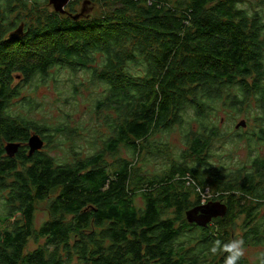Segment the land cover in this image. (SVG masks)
Returning <instances> with one entry per match:
<instances>
[{"label": "trees", "instance_id": "1", "mask_svg": "<svg viewBox=\"0 0 264 264\" xmlns=\"http://www.w3.org/2000/svg\"><path fill=\"white\" fill-rule=\"evenodd\" d=\"M90 1L99 15L82 21L74 19L81 0L71 1L65 15L50 9L48 0H0V194L8 214L0 217V264H223L224 253L209 252L216 240L264 246V159L254 161L253 174L208 177L188 169L148 177L126 161L113 165L110 175L105 161L122 145L133 152L148 149L151 135L182 125L189 110L200 129L189 135L196 158L218 135L208 122L217 106L249 111L252 101L263 121L262 18L238 9L241 0ZM20 25L23 36L10 39ZM93 54L105 59L95 79L109 90L102 105L118 115L115 137L93 157L58 165L44 151L45 129L11 113L23 88L15 80L31 85L54 67L85 70ZM138 60L147 66L139 79L126 71ZM22 104L33 108L32 99ZM32 133L45 146L28 157ZM10 142L21 145L14 157L5 154ZM191 184L199 191L210 184L212 200L226 206V216L207 227L189 224L186 212L200 204L191 201ZM52 196L51 220L36 232L35 206ZM15 213L20 218L11 223ZM241 218L246 222L240 226ZM238 226L241 233L235 234ZM187 233L198 236L200 248L184 244ZM33 237L49 245L25 254ZM240 264L249 263L242 258Z\"/></svg>", "mask_w": 264, "mask_h": 264}, {"label": "rangeland", "instance_id": "2", "mask_svg": "<svg viewBox=\"0 0 264 264\" xmlns=\"http://www.w3.org/2000/svg\"><path fill=\"white\" fill-rule=\"evenodd\" d=\"M237 6L249 16L258 14L264 21V0H241ZM50 9H53L51 5ZM77 15L82 16L80 18L82 21H87L99 15V7L90 0H81L74 16ZM104 65V57L101 54H93L90 56L88 69L80 68L73 72L70 69L54 67L49 77L37 75L31 85L23 84L24 81L21 79L15 80V85L23 86V88L19 90L20 99L14 101L11 113L30 119L29 121L39 130L45 129L44 136L48 138V143L44 151L58 165L93 157L102 152L105 144L115 137L114 123L118 115L113 109L102 105L109 95V90L105 83L95 79V73L103 69ZM146 69L147 66L142 60L126 66V71L138 79L145 76ZM24 99H32L33 108L22 104ZM246 106L249 107V111L242 109L241 112H235L219 105L216 111L208 116L209 124L217 129L218 135L211 141L210 148L202 155V158H196L190 150V131L197 133L200 129L193 110H189L183 114L182 125L151 135L148 138V149L133 152L122 145L114 156L107 155L105 161L108 163L109 173L111 175L113 165L126 161L131 169L135 168L148 177L164 176L184 169L197 170L204 177H208L207 172L226 176L253 174L254 161L264 159V142L259 140L263 136L264 120H260L257 104L250 101ZM242 121L246 123V126L236 129ZM56 128H64L67 131L62 134L53 133ZM176 179L180 180L179 176ZM192 186L194 187L193 184L189 187L194 193L191 197L192 202L198 198L201 204L203 201L213 199V195H216L212 192L210 184L200 187L201 191L195 188L196 192ZM53 198L54 196L35 206L34 229L36 232L51 220L49 205ZM6 200L5 194H0V217L8 216L5 208ZM135 204L143 206L140 199H137ZM260 209L258 213L262 217L264 206ZM9 218L12 223L20 218V213H15ZM70 220L71 217L64 219L66 223ZM245 222V219L241 218L236 221V224L241 226ZM240 226L235 230V234L241 233ZM197 239L198 236L193 233L184 234L182 237L184 244L187 243L190 248L193 247L192 249L200 248ZM48 245L46 238H30L25 247V254L34 253ZM244 246L246 254L243 258L249 264H258L264 255V246L245 244Z\"/></svg>", "mask_w": 264, "mask_h": 264}, {"label": "water", "instance_id": "3", "mask_svg": "<svg viewBox=\"0 0 264 264\" xmlns=\"http://www.w3.org/2000/svg\"><path fill=\"white\" fill-rule=\"evenodd\" d=\"M49 5L53 8L56 13L61 15H65V8L68 4L73 0H48ZM82 16L77 15L74 17L75 20L80 19ZM24 26L20 25L17 29H15L10 35V39H19L23 36ZM246 123L244 121L240 122L236 129L244 128ZM19 143L10 142L5 144V152L8 157H14L20 148ZM28 146V157H32L36 152L41 151L45 142L40 137V135L36 133H32L27 142ZM226 206L220 202L209 203L205 206L195 207L186 212V220L189 224H195L199 227H207L208 224L214 218L224 217L226 214Z\"/></svg>", "mask_w": 264, "mask_h": 264}, {"label": "clouds", "instance_id": "4", "mask_svg": "<svg viewBox=\"0 0 264 264\" xmlns=\"http://www.w3.org/2000/svg\"><path fill=\"white\" fill-rule=\"evenodd\" d=\"M211 254L224 253L223 264H240L246 254V248L242 239L236 238L228 242L216 240L209 249Z\"/></svg>", "mask_w": 264, "mask_h": 264}, {"label": "flooded vegetation", "instance_id": "5", "mask_svg": "<svg viewBox=\"0 0 264 264\" xmlns=\"http://www.w3.org/2000/svg\"><path fill=\"white\" fill-rule=\"evenodd\" d=\"M28 146L26 147V153H28ZM215 202H219L218 200H212V199H209V200H207L206 201V203L205 204H199L198 206H196V207H200V206H205V205H207V204H209V203H215ZM220 203H222V202H220ZM223 204V203H222ZM195 208V207H194ZM225 216H226V214H225ZM224 216V217H225ZM218 218H223V217H218ZM218 218H214V219H212V221L208 224V225H211L216 219H218ZM192 225H195V224H192Z\"/></svg>", "mask_w": 264, "mask_h": 264}, {"label": "built area", "instance_id": "6", "mask_svg": "<svg viewBox=\"0 0 264 264\" xmlns=\"http://www.w3.org/2000/svg\"><path fill=\"white\" fill-rule=\"evenodd\" d=\"M147 1L149 2V0H147ZM149 5H151V3H150V2H149ZM205 203H206V201H203V202H202V204H205Z\"/></svg>", "mask_w": 264, "mask_h": 264}]
</instances>
